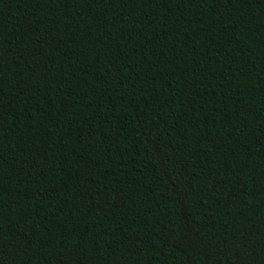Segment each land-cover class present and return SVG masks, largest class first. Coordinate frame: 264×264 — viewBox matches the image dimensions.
I'll return each mask as SVG.
<instances>
[{
    "label": "trees",
    "instance_id": "16d2710c",
    "mask_svg": "<svg viewBox=\"0 0 264 264\" xmlns=\"http://www.w3.org/2000/svg\"><path fill=\"white\" fill-rule=\"evenodd\" d=\"M0 264H264V0H0Z\"/></svg>",
    "mask_w": 264,
    "mask_h": 264
}]
</instances>
